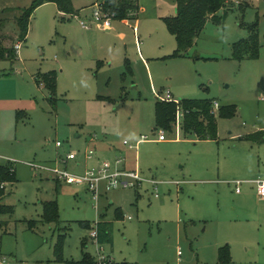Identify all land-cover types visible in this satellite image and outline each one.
Returning a JSON list of instances; mask_svg holds the SVG:
<instances>
[{
    "label": "rangeland",
    "instance_id": "374dc122",
    "mask_svg": "<svg viewBox=\"0 0 264 264\" xmlns=\"http://www.w3.org/2000/svg\"><path fill=\"white\" fill-rule=\"evenodd\" d=\"M138 1L139 12L130 20L113 19L110 29L82 26L91 17L89 0H73L83 10L74 16L54 2L42 4L18 59L0 61V164L14 163L18 177L0 185V204L13 206L0 212V258L9 263L62 264L55 261V245L64 226L65 258L80 260L83 240L96 257L97 244L80 222L106 220L112 222L113 243L100 247L116 262L264 264V198L249 183L264 178V0H229L223 21L210 19L181 55L165 21L176 14L177 0ZM33 2L0 0L6 45L19 42L16 17ZM256 22L259 58L234 59L233 43L248 38ZM50 71L57 76L55 95L35 80ZM168 91L176 100L236 104L238 113L218 118V140L184 132L177 137L176 120L163 143L155 129V92L166 97ZM255 132H263L262 138H242ZM142 135L148 139L139 141ZM126 140L137 147H125ZM104 147L113 151L112 162L117 155L131 166L138 161L145 180L138 189L104 190L98 208L85 186L41 168L77 172L83 169L77 161ZM71 151L78 160L58 161ZM233 180L245 181L240 193ZM50 200L58 201V224L42 221ZM222 246H229V262H219Z\"/></svg>",
    "mask_w": 264,
    "mask_h": 264
},
{
    "label": "trees",
    "instance_id": "16d2710c",
    "mask_svg": "<svg viewBox=\"0 0 264 264\" xmlns=\"http://www.w3.org/2000/svg\"><path fill=\"white\" fill-rule=\"evenodd\" d=\"M229 0H177L176 14L166 17L165 21L171 33L176 37L178 52L184 54L192 47L198 37L204 30L207 22L213 19L220 23L226 17V5ZM54 2L61 13L64 15H80L81 10L76 9L73 0H34L32 5L24 10L21 16L16 17V23L20 30L19 41L27 39L30 21L35 10L42 4ZM243 7V6H241ZM106 9L112 12L115 19L130 20L135 12H139L140 6L138 0H106ZM225 11V15L220 14ZM3 19L0 18V27ZM232 57L237 60L258 59L260 56V36L258 22L251 26V33L248 38L238 40L233 43ZM19 57L15 44L8 46L4 43L3 37L0 36V60H10L14 63ZM128 70L131 66L128 63ZM38 85L44 83L45 86L55 95L57 89V76L55 71L38 74L35 77ZM179 102L172 100H158L155 103V129L173 130L178 115H182V132L192 134L198 140H218L219 124L218 118H233L238 113L236 104L222 105L215 109L216 100L209 98H179ZM18 115L20 113L18 112ZM263 132L246 134L242 138L251 141H257L262 138ZM18 181L17 172L14 164L7 163L0 165V185L5 183H16ZM4 187V186H3ZM0 187V198L5 195V189ZM13 206L0 204V212H12ZM43 222L60 223L59 205L57 200H50L44 203ZM36 221L29 222L30 228H33ZM80 224L91 229L89 221H81ZM98 241L99 243H113L111 235L112 222L99 220ZM63 234L60 233L59 240L55 245V261L62 264H96L95 256L85 251L87 245L83 240V257L80 260L68 259L63 255L64 237L68 230L67 226L63 227ZM66 231V232H65ZM231 260L229 246L219 248V262L226 263ZM107 264H133L129 262L109 261Z\"/></svg>",
    "mask_w": 264,
    "mask_h": 264
},
{
    "label": "built area",
    "instance_id": "2783aa9c",
    "mask_svg": "<svg viewBox=\"0 0 264 264\" xmlns=\"http://www.w3.org/2000/svg\"><path fill=\"white\" fill-rule=\"evenodd\" d=\"M91 9V17L87 19H82L81 24L84 28L90 29L92 25H99L102 28L110 29L112 27L111 22L113 19H115V16L112 12L108 11L106 9V0H89ZM22 46V41L16 42L15 49L17 52H19L20 48ZM155 95L157 98L161 100H168L172 101L175 100L179 102V100L173 99L172 96L169 94L166 95V97H162L160 93L155 92ZM215 109L219 107V103H215ZM178 124L177 126V137H179V134L182 133V115L181 113L178 115ZM148 136L142 135L141 140H147ZM158 140L164 141L167 139L166 131L163 129H160L158 132ZM126 145H128L130 148H136L137 144H130L127 140L124 142ZM56 145L58 147L63 146V143L61 141H57ZM95 156V151L93 149H90L86 153L87 159H92ZM77 158V154L75 152H69L66 156V158H63L62 156L59 157L60 162H63L64 164H67L69 160H74ZM123 157H117L114 162L105 159L103 160L101 166L99 167H88L83 172H71L68 170V168L61 169L59 166L50 167V166H43L44 170L48 171L51 176L61 180L65 181L69 184L79 185V186H85L88 190V192L92 195V198L95 202V207L98 208V202L100 199V196L104 190H111L114 188H139L143 181L145 180L138 170H126L121 169L119 165L123 162ZM33 166H36L34 164H31ZM39 167V166H38ZM150 182L156 187L157 181L152 179ZM250 182V181H249ZM252 183L255 184L257 193L264 198V178L257 177L253 180H251ZM233 184L236 188V191L238 193L241 192V186L243 184V181L241 180H233L229 182ZM4 186V185H2ZM158 196V195H157ZM98 222V221H97ZM97 222L92 224V227L89 231V237L92 239L93 242L97 244V255L95 257L96 264H107L109 261L112 260V258L108 255H106L103 251V248L100 247V243L98 241V227ZM0 264H13L9 263L8 259L6 258H0Z\"/></svg>",
    "mask_w": 264,
    "mask_h": 264
},
{
    "label": "crops",
    "instance_id": "0c3cea01",
    "mask_svg": "<svg viewBox=\"0 0 264 264\" xmlns=\"http://www.w3.org/2000/svg\"><path fill=\"white\" fill-rule=\"evenodd\" d=\"M81 10V9H80ZM81 11H83V10H81ZM18 54H19V52H18ZM0 61H2V60H0ZM36 77V76H35ZM169 93H171V91H168ZM218 102V101H217ZM2 113V112H1ZM141 139V138H140ZM160 141V140H159ZM167 141V139L166 140H164V141H161V142H163V143H165ZM125 142V141H124ZM124 146L125 147H129L128 145H126L125 143H124ZM58 147V146H57ZM130 148V147H129ZM131 149H135V148H131ZM95 151V150H94ZM126 151V150H125ZM113 151L111 150V148L110 147H104V149H103V151H102V153H98V152H96L95 151V156L92 158V159H87L86 158V154H85V156H84V161H77V164H76V166L77 167H82L83 169H81V170H79V171H77V172H83V171H85V169L86 168H88V167H99V166H101V164H102V162H103V160H105V159H108V158H110V156H111V153H112ZM126 153V152H125ZM59 156H61V155H59ZM117 157H123L124 158V160H123V162L119 165V167L121 168V169H126V170H138L139 171V173H140V170H139V165H138V161L136 162V164H135V166H131V165H129L128 164V162H127V159L125 160V157L124 156H116V158ZM115 158V159H116ZM77 160H78V154H77V158H76ZM75 160V159H74ZM108 160H110V159H108ZM115 161V160H114ZM113 161V162H114ZM7 163H11V161L10 162H7ZM7 163H5V164H7ZM12 164H14V163H12ZM0 165H4V164H0ZM15 166V165H14ZM15 168H16V166H15ZM16 172H17V169H16ZM141 174V173H140ZM253 180V179H252ZM247 181V180H246ZM244 182L245 181H243V184H244ZM249 183H251V184H253L254 186H255V184L254 183H252L251 182V180H250V182ZM242 187V186H241ZM234 188H235V186H234ZM136 189H138V188H136ZM235 191H236V188H235ZM237 192V191H236Z\"/></svg>",
    "mask_w": 264,
    "mask_h": 264
}]
</instances>
